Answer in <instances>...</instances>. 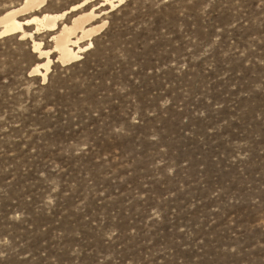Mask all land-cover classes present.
Returning <instances> with one entry per match:
<instances>
[{
    "label": "rangeland",
    "instance_id": "1",
    "mask_svg": "<svg viewBox=\"0 0 264 264\" xmlns=\"http://www.w3.org/2000/svg\"><path fill=\"white\" fill-rule=\"evenodd\" d=\"M99 2L44 80L0 38V264H264V0Z\"/></svg>",
    "mask_w": 264,
    "mask_h": 264
},
{
    "label": "bare ground",
    "instance_id": "2",
    "mask_svg": "<svg viewBox=\"0 0 264 264\" xmlns=\"http://www.w3.org/2000/svg\"><path fill=\"white\" fill-rule=\"evenodd\" d=\"M91 1L87 0L85 2V0H82L71 6L70 10L60 13L44 12L40 16L31 15L26 19L19 20L18 17L20 16L39 12L48 2V0H21L19 4L8 8L0 15V38L12 34H18L19 39L31 38V51L42 62L36 63L29 72L40 76L44 80L50 65L53 63L50 58L51 53H55L56 60L61 63H69L79 59L80 54L92 46L91 37L97 34L105 25L103 20L99 24H92L95 19L105 13L103 10L96 13V6L87 11L82 10L69 24L61 23L59 25V21L64 19L67 14L84 8ZM120 4V0H110L107 4L104 3V0H100L99 7L113 8ZM29 25H33V28L27 32L24 30V26ZM54 31H57V33L51 37L53 42L50 48L44 49L41 42L33 39L35 33ZM82 41H86V43L80 45Z\"/></svg>",
    "mask_w": 264,
    "mask_h": 264
},
{
    "label": "snow or ice",
    "instance_id": "3",
    "mask_svg": "<svg viewBox=\"0 0 264 264\" xmlns=\"http://www.w3.org/2000/svg\"><path fill=\"white\" fill-rule=\"evenodd\" d=\"M85 2H87V0H85ZM110 2V0H104V3L105 4H107V3H109ZM125 2V0H120V3L121 4H123ZM98 7H99V5H98Z\"/></svg>",
    "mask_w": 264,
    "mask_h": 264
}]
</instances>
